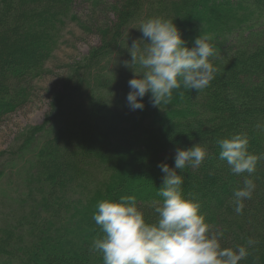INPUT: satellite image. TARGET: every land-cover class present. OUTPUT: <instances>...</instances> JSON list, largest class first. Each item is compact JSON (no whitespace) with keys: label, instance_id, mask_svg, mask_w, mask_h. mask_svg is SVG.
<instances>
[{"label":"trees","instance_id":"1","mask_svg":"<svg viewBox=\"0 0 264 264\" xmlns=\"http://www.w3.org/2000/svg\"><path fill=\"white\" fill-rule=\"evenodd\" d=\"M75 1L93 0H0V123L30 100L59 44L61 17ZM130 3L127 31L164 17L173 20L188 47L199 35L210 36L214 79L198 92L181 83L159 107L146 93L142 110L127 104L122 111L126 97L97 84L103 87L98 91L90 72H84L16 152L0 153V264H104L90 248L102 235L93 219L98 203L134 195L145 220L154 222V202L162 201L158 164L174 167L175 150L198 143L207 156L199 168L177 170L182 194L200 204L212 231L222 234L223 247L246 248L248 256L238 264H264V159L251 176L236 175L219 159L216 143L243 132L248 151L264 153V0ZM127 31L99 48L93 61L110 58L116 44L118 52ZM27 150L24 171H5L13 156ZM246 179L256 188L238 215L233 193Z\"/></svg>","mask_w":264,"mask_h":264},{"label":"clouds","instance_id":"2","mask_svg":"<svg viewBox=\"0 0 264 264\" xmlns=\"http://www.w3.org/2000/svg\"><path fill=\"white\" fill-rule=\"evenodd\" d=\"M139 30L142 37L132 41L128 48L131 60L124 62L126 67L138 64L143 69L133 71L134 77L128 81L126 101L131 110L144 108L146 93L153 106L159 107L171 99L181 83L196 92L209 86L216 73L210 62L215 55L210 36L199 35L188 47L173 20L164 17L147 19ZM216 143L221 149L219 159L226 161L233 174L246 172L251 176L258 161L264 159V153L248 151L246 133ZM206 156L207 149L198 143L187 149L177 148L174 167L158 164L163 173L158 189L162 201L154 202L158 205L154 208V222L145 220L134 195L98 203L93 219L102 235L93 239L90 248L102 255L104 264H238L247 258L244 246L223 247L222 234L212 231L199 211L200 204L182 194L183 178L177 170L186 166L199 168ZM255 188V182L246 179L243 187L234 190L236 214H242L243 201L252 198Z\"/></svg>","mask_w":264,"mask_h":264},{"label":"rangeland","instance_id":"3","mask_svg":"<svg viewBox=\"0 0 264 264\" xmlns=\"http://www.w3.org/2000/svg\"><path fill=\"white\" fill-rule=\"evenodd\" d=\"M130 4V0L75 1L71 9L64 13L65 17L62 15L61 22L65 26L60 34L59 44L46 63V72L34 82L36 88L30 100L14 113L5 116L0 123V153L16 152L22 140L51 117L57 102L73 92L85 73L90 72L93 80L95 79V87L98 84L108 90L113 89L120 94L119 97L127 96L130 91L128 81L134 77L133 71H143L138 64L130 67L124 65L125 61L131 60L128 48L132 41L142 37L137 26H132L127 31L128 23H125L131 12ZM121 31L122 35L126 31L128 35L122 48L117 52L118 45H114L110 58L103 57L101 63H95L94 54L98 49L112 42ZM101 86L97 87L98 91L103 90ZM126 108L125 98L120 110L124 111ZM13 158L11 163L5 165V171H24V168H20L27 165L29 152L27 150L22 157ZM13 205V201L7 203L9 208Z\"/></svg>","mask_w":264,"mask_h":264}]
</instances>
